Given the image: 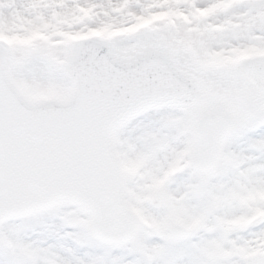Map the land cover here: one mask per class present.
I'll return each mask as SVG.
<instances>
[{
  "label": "snow or ice",
  "instance_id": "snow-or-ice-1",
  "mask_svg": "<svg viewBox=\"0 0 264 264\" xmlns=\"http://www.w3.org/2000/svg\"><path fill=\"white\" fill-rule=\"evenodd\" d=\"M0 264H264V0H0Z\"/></svg>",
  "mask_w": 264,
  "mask_h": 264
}]
</instances>
